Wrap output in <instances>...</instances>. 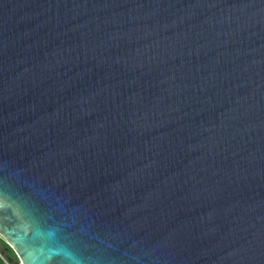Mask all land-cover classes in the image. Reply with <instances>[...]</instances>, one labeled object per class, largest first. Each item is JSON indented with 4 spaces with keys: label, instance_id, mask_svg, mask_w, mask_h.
I'll return each mask as SVG.
<instances>
[{
    "label": "water",
    "instance_id": "water-1",
    "mask_svg": "<svg viewBox=\"0 0 264 264\" xmlns=\"http://www.w3.org/2000/svg\"><path fill=\"white\" fill-rule=\"evenodd\" d=\"M0 190L21 264H264V2L0 0Z\"/></svg>",
    "mask_w": 264,
    "mask_h": 264
},
{
    "label": "trees",
    "instance_id": "trees-1",
    "mask_svg": "<svg viewBox=\"0 0 264 264\" xmlns=\"http://www.w3.org/2000/svg\"><path fill=\"white\" fill-rule=\"evenodd\" d=\"M0 249L8 252L9 256L7 257L12 262H19L14 252L8 247V245L0 238ZM0 264H4L0 259Z\"/></svg>",
    "mask_w": 264,
    "mask_h": 264
},
{
    "label": "built area",
    "instance_id": "built-area-1",
    "mask_svg": "<svg viewBox=\"0 0 264 264\" xmlns=\"http://www.w3.org/2000/svg\"><path fill=\"white\" fill-rule=\"evenodd\" d=\"M0 259L4 264H21L20 262H12L8 258H6L2 253V249H0Z\"/></svg>",
    "mask_w": 264,
    "mask_h": 264
},
{
    "label": "rangeland",
    "instance_id": "rangeland-1",
    "mask_svg": "<svg viewBox=\"0 0 264 264\" xmlns=\"http://www.w3.org/2000/svg\"><path fill=\"white\" fill-rule=\"evenodd\" d=\"M3 255L7 258L9 256L8 252L2 250Z\"/></svg>",
    "mask_w": 264,
    "mask_h": 264
},
{
    "label": "snow or ice",
    "instance_id": "snow-or-ice-1",
    "mask_svg": "<svg viewBox=\"0 0 264 264\" xmlns=\"http://www.w3.org/2000/svg\"><path fill=\"white\" fill-rule=\"evenodd\" d=\"M262 2H264V0H262ZM5 192L3 190H0V197L4 196Z\"/></svg>",
    "mask_w": 264,
    "mask_h": 264
}]
</instances>
